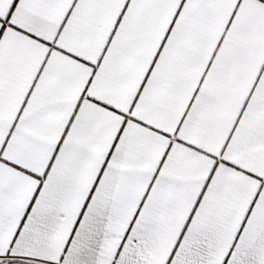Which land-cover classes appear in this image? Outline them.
<instances>
[{"label":"snow or ice","instance_id":"6c2138e0","mask_svg":"<svg viewBox=\"0 0 264 264\" xmlns=\"http://www.w3.org/2000/svg\"><path fill=\"white\" fill-rule=\"evenodd\" d=\"M0 264H264V0H0Z\"/></svg>","mask_w":264,"mask_h":264}]
</instances>
